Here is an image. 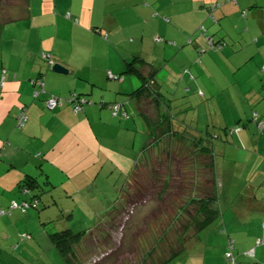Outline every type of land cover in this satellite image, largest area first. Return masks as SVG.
<instances>
[{
  "label": "crops",
  "instance_id": "0c3cea01",
  "mask_svg": "<svg viewBox=\"0 0 264 264\" xmlns=\"http://www.w3.org/2000/svg\"><path fill=\"white\" fill-rule=\"evenodd\" d=\"M213 2L220 4L214 11L216 22L208 17V5ZM22 8L21 17L0 19V80L5 82L0 87V206L21 198L17 183L30 177L44 184L41 201L50 205L25 214L15 210L9 217L0 216V222L10 221L32 236L41 234L45 250H53L48 227L42 222L59 211L71 212L75 219L71 203H102L103 210H109L110 180L123 177V187L142 158L146 140L138 130L143 126L134 117L136 100L129 96L139 80L125 72V63L134 57L151 63L159 90L167 85L175 91L184 83L185 90L192 92L187 109L219 107V102L237 108L233 117L239 120L240 130L227 131L234 125L220 110L216 119L232 147L239 144L251 150L250 189L246 196L243 191L237 195L252 202L264 199V130L258 132L251 120L253 111L264 117V73L259 69L264 63V0H237L235 4L225 0H25ZM242 9L247 10L245 16ZM199 24L228 45L218 52L199 54L198 48L204 45ZM187 38L192 42L185 43ZM41 51L49 52L53 64H62L67 73L51 70ZM184 68L193 77L182 73ZM109 72L122 77L109 78ZM38 76L44 77L45 91L34 99L30 80ZM70 92L84 94L94 103L77 113L66 102L52 110L44 107L50 94L64 97ZM101 98L122 103L130 116L112 115L108 107L97 104ZM20 105L26 106L28 119L17 129L15 115ZM190 121V127L182 130L192 138H202L198 118ZM226 148H218L217 171L224 170ZM237 149L239 153L241 148ZM222 182L219 179L218 185L223 186ZM85 218L53 226L67 224L74 231L97 226ZM259 230L264 232L261 224ZM0 239L3 244L5 237L0 235ZM0 251L5 254L1 245Z\"/></svg>",
  "mask_w": 264,
  "mask_h": 264
},
{
  "label": "rangeland",
  "instance_id": "374dc122",
  "mask_svg": "<svg viewBox=\"0 0 264 264\" xmlns=\"http://www.w3.org/2000/svg\"><path fill=\"white\" fill-rule=\"evenodd\" d=\"M17 1L20 2V5H23L21 3L22 0H10V3L16 4ZM5 4L6 0H0L1 17H5L6 15V12L2 13L1 10V8L6 7L7 4ZM16 7L18 9L10 11V15H15V13H18V10L23 9L22 6ZM161 91L168 99H171L175 103V106L170 108L172 116L171 113L169 114V120H171V124L175 127V130H182L185 125L190 124V119L195 120L197 117L201 127L199 130H201L200 136L202 140H200L203 146L213 148L215 156L219 155L218 148L221 149L223 145L227 146L226 150L228 155H226V159L224 160L223 172L217 171L214 168L213 173V170L211 172L208 168L210 166H203L204 164H209L207 156L199 154L193 144L192 137L185 133L184 130L181 133H175V135L171 133L170 129H168L169 125L165 115L166 108H164V105L160 101L155 100L153 96L149 97V103L146 106H142L143 111L147 112L145 117L150 124L147 128L144 119L141 121L138 114L134 115L132 113L137 119L139 126L140 124L143 126V129L140 130L138 128V130L143 132L142 136L146 135V140L145 147L143 148L145 154H142L141 160L133 170V176H131L129 186L131 189H135L134 185L137 184V181L146 184L150 171L154 168L159 170L160 182H165L167 187L168 185L171 186L170 189H166L168 192L165 193L164 191V196L168 195V199L164 201L166 209L162 205L164 202H157L158 199L146 201L142 205H139L150 194L148 192L149 189L147 188L146 190L145 186L138 202L136 201V203L131 205L127 199L124 203H119L114 206V209H111L113 211L109 210L104 224H100L99 228L93 230L90 236H86L78 244H74V264H94L95 261H101L105 252L109 248L112 250L120 242L126 243L125 250L133 247V233L139 232V228L142 231L146 227L143 223H140L142 215L149 214L152 210H166L161 217L165 220L162 227L167 223L166 218L168 216L171 215L178 219V222L175 221V225L173 224L167 229L168 233L166 236H168V239L173 245L183 243L193 232L191 226L188 229L183 227L185 224H187V227L189 226L187 223L189 221L188 216H191V214H185L183 210L188 208L192 209L193 207L191 204L187 205L189 195L194 196V194L201 193V189H204L203 185L208 189L210 182H215L214 179H211L214 176L217 181V187L215 189L216 200L213 203V208L218 213L217 220L202 229L198 233L197 239L191 240L186 244L183 251L167 264H228L226 261V257L229 255L228 238L234 239L235 241L233 254L236 257L237 264L241 260L246 264H264V244L255 246L256 238L264 237V232L259 230L261 222L264 221V199L252 202L247 197L242 198L237 195V192L243 191L246 196V193L250 189L247 186V180L252 166V161L249 159L248 154L251 150L246 146L237 144L241 148L238 153V147L231 146L233 143L226 139L224 131L222 130L224 126H221L219 121L216 120L218 119L220 110L223 115H226L232 120L231 123L234 126H237L239 120L233 117V112L237 108H233L227 103L219 102V107L215 105L213 107L200 105L199 107L193 106L187 109V98L192 92L189 93L185 90L184 83H181L175 91L172 89L168 90L167 85ZM173 95L176 96L173 97ZM167 102L169 101L167 100ZM227 131H229V128H227ZM216 135L219 136L214 138ZM174 156L177 157V160H174L175 162H182V170L185 175L183 177L185 181L183 182L184 188H180L179 190L176 185L180 181L181 174L174 170L175 166H178L177 164L180 162L175 163L170 160L172 164V175L166 179L167 181H164L167 162L170 157L173 160ZM151 166H154V168H151ZM240 168L242 169L240 170ZM219 179H222L223 186L218 185ZM227 179L228 181H225ZM237 180H242L244 183L231 184V182H236ZM123 181L124 178L122 177L120 179L119 176L110 180L108 193L111 199L117 201ZM116 182L118 184H115ZM196 182L200 185H195ZM138 183L140 184V182ZM35 192L41 197L45 194L39 189H36ZM168 193L172 194V196L169 197ZM164 196L162 195V197ZM65 199L71 200V198ZM59 201L65 205L63 200ZM94 203H71L72 207L70 209L74 208V214L76 215V218L72 219V223H79L83 217L87 216L85 220L96 225L99 224L103 217H105L106 210H103L104 205L102 203H99V205H95ZM48 205L50 204H46V206ZM77 205L79 206L78 208ZM134 205L138 206L134 207ZM129 210H133L134 212L131 219L132 223L130 226H121ZM16 226L11 224L10 221L0 222V235L5 237L4 243L0 244L5 249V254L0 251V264H66L57 251L52 249L45 250L44 236L41 234H33L32 240L23 242L19 237L23 233V230L20 226ZM60 227L58 228L60 229ZM78 230L76 229L75 232ZM155 237H145V239L140 241L138 248L140 256L147 252L149 247L153 245ZM165 246L166 244L158 245L156 249L160 250ZM6 247L14 249L12 252H9L10 250ZM253 248L254 254L252 256L247 254L248 250ZM126 253L120 259H123L124 264H133L135 259L134 255L132 254L129 257ZM112 259L115 264H120V260L117 261L116 258ZM112 259L108 257L105 260H111L112 262Z\"/></svg>",
  "mask_w": 264,
  "mask_h": 264
},
{
  "label": "trees",
  "instance_id": "16d2710c",
  "mask_svg": "<svg viewBox=\"0 0 264 264\" xmlns=\"http://www.w3.org/2000/svg\"><path fill=\"white\" fill-rule=\"evenodd\" d=\"M226 2H230L235 4L237 2V0H225ZM23 5L25 3V0H22L21 2ZM7 4V5H6ZM6 7L5 8H1L2 13L6 12L5 17H1L0 19L4 22H7L9 20L21 17L24 13V10H18V13H15V15H10V8L15 7V6H23L20 5V2L17 1L16 4H11L10 0H6ZM220 6L219 3L217 2H213L210 5H208V10H209V19L211 21L216 22L217 18L215 17L214 11ZM247 13L246 9H242L241 10V15L245 16ZM66 16L70 17L69 13H66ZM165 20H168L166 17H164ZM198 32L200 33V35L202 36V38L204 39V45L200 46L198 48V52L199 54H203L205 52H218L221 51L223 48H225L228 43L227 41H225L224 38H215L213 35H210L208 33H206V28L203 24H199L197 26ZM192 39L191 38H187V40L185 41V43H191ZM169 44L171 45H177L175 41L169 40L168 41ZM42 52L40 53V56L43 60L46 61L48 67H50L51 65H53L51 63V61L49 60V58L43 57L42 56ZM49 53V52H46ZM50 59L52 60V57L50 55ZM53 61V60H52ZM151 63L143 58H138V57H134L132 58L130 61L125 63V72L127 73H132L134 74L138 80H139V84L137 85V87L129 93V96L133 97L136 100V104H137V112L138 115L144 118L145 124H146V128L148 127V125H150L147 121V118L145 117L147 112L143 111L142 106H146L149 102H148V97L153 96L155 98V100L159 99L161 103H164L165 106L164 108H166V117H167V121H168V129H170L171 133L173 135H175V133H181L182 130H174L172 129L171 126H173L171 124V120H169V114L171 113L170 111V104H171V99H168L167 96H165V94L162 93L161 90H159L156 86H155V81L157 80V76H156V70L154 68L151 67ZM264 63L260 64V70L261 72L264 73ZM182 73L187 74L189 77H193L190 74V70L188 68H184L182 71ZM117 77L115 79H120L122 77L121 74H114ZM4 79L0 80V87L4 86ZM44 77L43 76H38L32 80H30V84H31V96L32 98H37L38 95L41 92H44ZM50 98H56L57 100H59V104H56L53 107H48L47 105V100ZM85 99V101H81L82 99ZM167 100L169 102H167ZM63 102H66L68 105H70L72 111L74 113L77 112H81L83 111V108L86 104H93L94 101L90 98H88L87 96H85L84 94L81 93H77V92H70L67 96L64 97H60L57 96L55 94H50L49 96H47L44 99V107L47 110H52L58 106H60ZM143 103H146L143 105ZM76 104H80V108L79 109H75V105ZM97 104L99 106H106L110 109L111 114L112 115H119L122 117H129V113L127 110H125L124 106L122 103H119L117 101H110V102H106L104 101L102 98L99 99L97 101ZM116 105L117 108L114 110L112 109L113 105ZM169 104V105H168ZM169 108V110H168ZM172 108V107H171ZM180 111V110H179ZM23 114L26 116V118L20 120V114ZM168 113V115H167ZM172 116V113H171ZM254 117L259 118L264 120V117L261 118L257 112L253 111L251 114V120L255 123L256 126V130L258 132H261L262 130H264V126L263 127H258L257 126V122L254 120ZM28 119L27 116V112H26V106L24 105H20L17 107V112L15 115V127L17 129H21L23 127V125L26 123ZM190 125V124H189ZM189 125H185L183 127L184 130L188 129L190 126ZM241 127L237 126H231L229 127V132L231 131H238L240 130ZM219 135H216L214 138H217ZM201 138H192L193 140V144L196 148V150L199 152L200 155H206L208 160H209V164L206 165L204 164V167L210 166L208 167L210 169V171L214 173V168H215V154L213 149L205 147L201 144ZM145 147V146H144ZM143 154H145V150L143 152ZM176 161L177 157L174 156L173 160L170 157V159L167 162V166H166V176H165V180L169 178L172 175V164L171 161ZM174 161V162H175ZM180 162L175 166V170L177 173L181 174V178L180 181L177 183L176 187L179 190L180 188H184V184L183 182H185L183 179V177H185V175L183 174V167H182V162L181 161H177ZM175 162V163H177ZM184 166V164H183ZM136 165L133 166L132 171L130 172V174L127 177V181H125V184L122 187V190L120 191V194L118 195V199L117 201L112 200V204L109 206V210L114 209V206L118 205L119 203H124L127 199L129 200V203L134 204L136 203V201L138 202V199L140 200V196L142 193L143 188L146 186V190L147 188L149 189L148 192H150L149 196L145 198V200L141 203H139V205H142L143 203H145L146 201H152L155 199H158V201L160 202H164L165 200L168 199V195L164 196V191L165 193L168 192L166 189H170L171 186L165 184V182H160L159 180V170H156L154 168V166H151V168H154L150 171L149 173V179L148 182L145 184L144 182L141 181H137L135 184V189H131L130 188V179L131 176H133V170L135 169ZM215 180V176L214 178H211ZM140 182V184L138 183ZM210 182V186L208 185V189H206V186L203 185L204 189H201V193L199 194H194V196H190L189 195V200H188V204L193 205L192 209H185L183 210L185 212V214H191V216H188L189 221L188 223V227L187 224H185L183 227L185 229H188L190 226L193 228V232L189 235L188 239H186L183 243H179L178 245H173L171 243V241L168 239V236H166V234L168 233L167 229L169 227H171L173 224L175 225V221L178 222V219L174 216H168L166 218L167 223L165 224L164 227L163 223H164V219L161 218L163 212H165L166 210V205L165 202L162 204L164 206V209H159L157 211L152 210L149 212V214H145L142 215L141 221L140 223H143L146 227L140 231L141 229L139 228V232H135L133 233V247H130V249H126L125 250V246L126 243L125 242H120V244L116 245L112 250L110 248L109 250H107L105 252V254L103 255L101 261H95L94 264H115V262H113L112 258H116L117 261L120 260V264H124L123 263V259L121 260L120 257L125 255H128L129 257L133 254L135 259H134V263L133 264H167L168 262L172 261L175 257H177L184 249L185 245L188 244L191 240H196L197 239V235L198 233L204 229L206 226H208L209 224H211L213 221L217 220L218 218V213L217 211L213 208V203L216 200V187H217V182ZM204 183V182H203ZM200 185L198 184V182L195 183V185ZM132 185V184H131ZM140 185V186H139ZM172 185V184H171ZM202 185V184H201ZM17 190L19 192V194L23 195L21 198H17V199H12L11 201H9L8 205L6 207H2L0 206V216H11L13 211H19L23 214L27 213L29 210H41L42 208H44L46 205H43V202L41 201V196H39V194H37L35 191L36 189H39L40 191L44 189V184L43 183H39L37 182L36 178H26V179H22L20 182L17 183ZM160 187V188H159ZM159 188V189H158ZM30 191H34L32 192V195L30 193ZM207 191V192H206ZM44 192V191H43ZM147 192V193H148ZM30 193V195H29ZM164 197H162V195ZM169 194V193H168ZM24 195H27V197ZM133 196V197H132ZM172 196V194H169V197ZM16 203L18 205V207H13L12 204ZM23 203H27V207H23ZM124 206V204H123ZM138 206V205H136ZM134 205V207H136ZM183 207V206H182ZM32 208V209H31ZM133 208V207H132ZM156 209V207H155ZM109 210L106 211L105 213V217H103L102 221H100L99 224H97V226L91 230H86V229H82V230H78L77 232H75L74 230H72L67 224L66 226H62L60 227V229L58 228H54L53 223H56L61 221V222H65V223H69L72 219V213L71 212H59L54 218L44 221L42 222L44 225L48 226V228H46L47 230V238H48V242L51 248H53L54 251H57L62 259L65 261L66 264H74V258L75 255L73 253V246L74 244H78L80 242L81 239L86 238V236H90L92 231L99 228L100 224H104L105 220L107 219ZM113 211V210H111ZM193 212V213H192ZM133 210H129V212L126 213V217H124V221L122 223L121 226H127V225H131V219H132V214H133ZM176 213V212H175ZM160 214V215H158ZM174 214V213H173ZM141 217V216H140ZM52 223V224H51ZM128 223V224H127ZM261 228L264 230V221L261 222ZM156 236L154 241H153V245L149 247V249L147 250V252H145L142 256L139 255V243L142 239H145V237H153ZM20 240L23 242H28V240H32V235L28 232H23L22 234H20ZM184 239V238H183ZM123 240V239H122ZM228 242V248H229V255L226 257V261L228 264H237L236 262V257L233 254V250H234V239H229L227 240ZM166 244V246L160 250L156 249V246L158 245H163ZM264 244V237L263 238H256L255 240V246ZM132 246V245H131ZM14 248H16V246H14ZM13 248V249H14ZM124 248V249H123ZM12 248L8 249L10 250L9 252H12L13 250ZM129 253V254H128ZM247 254L249 255H253L254 254V248L248 250ZM110 257L112 259L110 261H106L105 259ZM122 257V258H123ZM138 258V259H137Z\"/></svg>",
  "mask_w": 264,
  "mask_h": 264
},
{
  "label": "built area",
  "instance_id": "2783aa9c",
  "mask_svg": "<svg viewBox=\"0 0 264 264\" xmlns=\"http://www.w3.org/2000/svg\"><path fill=\"white\" fill-rule=\"evenodd\" d=\"M42 56L43 57H46V58H49V60L51 61V63L53 64V61L50 59V54L49 53H46V52H42ZM263 68H264V66H263ZM108 77L109 78H116L117 76L116 75H114V74H112L111 72H109L108 73ZM82 102L83 101H85V99L83 98L82 100H81ZM56 104H59V100H57L56 98H50V99H48L47 100V105H48V107H53V106H55ZM80 108V104H76L75 105V109H79ZM117 108V106L114 104L113 106H112V109H116ZM20 120H22L23 118L25 119L26 118V116L23 114V112H22V114H20ZM254 120L257 122V126L258 127H263L264 126V120H262V119H259V118H256V117H254ZM12 206L13 207H18V205L16 204V203H13L12 204ZM23 207H27V203H23V205H22Z\"/></svg>",
  "mask_w": 264,
  "mask_h": 264
},
{
  "label": "water",
  "instance_id": "95a60500",
  "mask_svg": "<svg viewBox=\"0 0 264 264\" xmlns=\"http://www.w3.org/2000/svg\"><path fill=\"white\" fill-rule=\"evenodd\" d=\"M51 70L56 71V72H62V73H67V69L60 63L55 62L51 66Z\"/></svg>",
  "mask_w": 264,
  "mask_h": 264
}]
</instances>
